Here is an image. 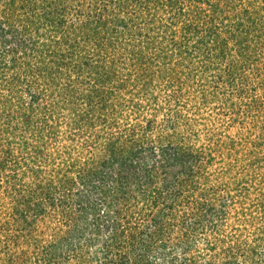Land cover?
Listing matches in <instances>:
<instances>
[{"label": "rangeland", "instance_id": "rangeland-1", "mask_svg": "<svg viewBox=\"0 0 264 264\" xmlns=\"http://www.w3.org/2000/svg\"><path fill=\"white\" fill-rule=\"evenodd\" d=\"M9 1L0 3V15ZM61 1L25 9L22 23L11 14L19 28L32 16L29 29L44 55L22 58L26 70H14L8 53L0 68V264H20L22 255L47 264L55 251L63 252L59 264H228L231 245L240 249V264L246 257L245 264H264V0H65V27L53 30L43 12L60 9ZM194 26L216 47L211 56L228 50L224 64L197 57L198 37L183 34ZM140 29L144 43L132 38ZM91 31L95 39H82ZM43 59L48 72L36 69ZM30 70L50 99L45 110L34 104L33 113L20 110L31 101L28 86L38 90L33 78L17 89L8 79ZM148 123L151 143L200 153L195 183L206 186V206L188 199L170 211L167 201L142 200L147 191L164 190L179 170L172 167L147 185L139 180L144 191L134 179V198L119 207L122 225L100 230L87 175L96 174L111 139L129 140L128 129ZM163 212L170 215L154 237Z\"/></svg>", "mask_w": 264, "mask_h": 264}, {"label": "trees", "instance_id": "trees-1", "mask_svg": "<svg viewBox=\"0 0 264 264\" xmlns=\"http://www.w3.org/2000/svg\"><path fill=\"white\" fill-rule=\"evenodd\" d=\"M3 1L4 0H0V3ZM43 1L45 2L47 0H24L22 3L23 5L19 3L20 8L22 9L21 12L20 11L17 12L16 10L18 6V0H11L6 3L5 13L0 15V68L7 67L5 56L8 53H10V55L12 56L11 57L9 55L11 57V60H10V62L12 63L11 67L14 70L17 67H20L22 70H26L24 68L25 65H23L25 62H23L22 58L23 59L35 58V55H38L40 52L42 56L44 55V51H41L42 49L38 47L37 41L33 38L34 37L33 31H30L29 29V24L33 23L32 16L28 15V17L24 19L23 21L24 24L22 28L15 26L17 25V23L15 20V17L12 16V15H15L16 17H18L19 18L18 22L22 23V21H20V20H23L20 17L21 14H25L28 8L30 9L31 12L36 11L37 3L40 2V4H42ZM174 1L175 0H172V3ZM60 3H62V4H59V6L61 7L60 9H58V7H55V8L50 7V9H46L43 12V17L45 21L49 23L48 25L53 30H59V29L63 30L66 24L65 14H66L67 8H65L63 5L65 3V0L61 1ZM127 4L130 6L131 2L127 1ZM42 8H45V6H42ZM8 12H10V14ZM135 12L137 14V10H135L132 14H134ZM41 18L42 16L40 17V19ZM25 22H28V24ZM101 24L104 25L102 26V28L106 27L105 23L101 22ZM201 31L202 30L201 29L199 30V28L196 26L190 27V28L186 27L185 31H183V34L185 35L187 40L189 39L188 34H191V33L196 34V37H198V41L193 44V47L195 49L193 51L196 52V55L199 59L206 58L205 63H209L211 60L215 58H218V60L219 58H221L219 62L222 61L224 64V61L227 57V54L225 52H227L228 50L226 51L225 49L220 48V51H222L221 55L211 56L213 53L217 51V49L216 47L214 48L211 47V44H210L211 39H209L210 40L209 41L206 38L200 36ZM143 34L144 33L141 32V29H140L139 32L134 33L132 38L136 36L138 39H140L142 43H144L145 41L143 40V37H144ZM84 35L85 37H83L82 39L87 38L86 39L87 41L95 39L98 36L96 33H92V31L84 32ZM158 38L159 37L156 36L155 40H157ZM174 40L175 39L173 38L170 41L171 47L174 46V43H175ZM42 44L44 46V43ZM57 44H61V41ZM57 44L56 46H52V48H54L53 53H55L56 55H57L56 53ZM146 44H147V48H149L150 47L149 41ZM40 45L41 43L39 44V46ZM176 45L177 43L175 44V46ZM240 46L243 47L244 44L241 43ZM7 47L9 48L8 51H6ZM48 47L50 48V46ZM70 47L74 51L79 46L78 45L75 46L74 44V45H71ZM4 52H6L5 55L3 54ZM20 52H22V57L21 58L15 57L16 55L18 56ZM190 55H192V53ZM44 62H45V59L41 61L44 67H42L41 66L42 64H40V66L36 68L38 72H41V71L48 72L49 69L45 67ZM214 62L216 61L214 60ZM219 62L217 64L221 66L222 64H220ZM76 67H80V65H77ZM42 68L44 69L42 70ZM50 72H53V71L51 70ZM230 73L231 72H229V75ZM33 74L34 72L30 70L28 73L24 72V75H20V76L15 75L14 77L12 76L8 77V79L10 80L9 82H11L10 85H13L16 89L19 85L22 84L23 86L24 83H28L25 81L29 80L30 77L33 78L34 80L33 81V84H35L34 87L38 86L37 87L38 90L35 91L34 94L32 92L31 86H28L30 87V89L28 90L31 93V101L29 102L28 106L26 105L25 107L24 104H22V101L19 102L20 104H22L21 105L22 108L20 110L26 111L25 109H28L29 107V109L31 110L30 113H33L35 110L34 104H36L40 110L41 109L45 110V108L43 107H46L45 106L46 103L50 100L48 99V96L46 95L44 91H39L40 89H43V88L40 84L34 83L37 81V79H35L32 76ZM42 102H44V105H42ZM47 112H51L53 114L54 110L52 109V107H49ZM24 114L29 115L26 113ZM21 119L24 120L25 124L29 123V121L27 122L25 121L24 117H22ZM78 125H81V124H78ZM16 129L18 130L19 127H16ZM138 130H141L143 132V135H141V133H139ZM147 130L149 131L153 130L152 125H150L149 123L146 127L141 126L140 128H138L136 126H132L130 129H128L127 132L134 133V135L132 136L133 137L138 136L137 139H134L132 137L128 140V137H125V136L115 137L111 139L108 142V153H107L108 155L103 158L102 163L100 164L97 163V165H100L98 171L97 172L95 171L96 174H94V176L91 175L90 173L87 175V179L89 180L90 183H94L93 184L94 189H96V192L94 193V198L96 197L97 198L96 200H99L98 202L95 201L97 203V204L95 203V205L97 206V208H101V211H102V212L100 211L97 213L95 212L96 218L99 217V220L101 219L100 223L102 224L98 226L100 230H102L101 228L104 226L103 229L107 228V231L113 232L115 230L114 227L116 225H117L116 229H118V227L122 225L120 218L123 216L120 212L119 207L121 206L122 201L128 198H131V197L134 198V194L132 193V190H131L132 187L131 189H129V186L131 184H134V183H131L132 181H135L137 179L136 180L137 184L139 180H141V184H143V182L145 184L149 181H153L154 176L157 175V172L165 171L167 174L168 170H170V168L172 167H178L179 170L177 171V173H172L174 174V177H172L171 180L168 179L166 181L164 190H160L158 187H156L150 191H147L145 194H142V200L147 204H149V202H152L154 205H157L160 200H162V202L167 201L166 208L167 210H170V211H172L176 206L177 208L179 207L185 208V206H187L188 204V199H192L191 202L195 203V205L199 203V206H203V207L206 206V202L202 203L200 201L201 199H205V197H207L205 196V192L203 191V189L206 190L205 189L206 186L203 185V183H197V184L195 183L196 176L197 178L200 176V170H202L203 168V162L201 160V157L199 156L200 153L198 152V154L194 155L193 153H191V151L187 150L186 147L183 148V147H179V146L171 145V144H167V145L161 144L157 146L151 143V140L149 139V135L147 134L148 132ZM79 177L80 179H84L85 175L81 173ZM96 178L98 180H101L100 185L95 184L97 181ZM108 179H110L112 182L111 186H108L107 184ZM141 184H138V187L142 188L144 191L145 186ZM50 186L52 187L54 186V184L53 185L51 184ZM68 187H72V186L68 185ZM212 190L213 189L207 188L208 194ZM199 191L201 193L198 196L197 192ZM69 192H70L69 194H72L71 191ZM183 193L187 194L186 200L182 198ZM113 215L115 219H117L116 221L115 220L111 221ZM169 215L167 212H163L160 219L155 220L154 227L152 229L154 230L152 231L153 232L152 235L154 237H156V235H158L159 232L164 230L165 224H166L164 219L169 217ZM84 220L86 221L89 220V217H86ZM186 228L193 229V230L195 229V227H192L190 223L186 224ZM99 233H102V232L99 231ZM113 237H115V235L113 236L110 235L109 239L110 238L113 239ZM154 237H149V238L153 239ZM239 250L240 249L237 250L233 245L230 246L229 252L231 254L229 256L228 264H240V261H238V255H237L238 254L237 252H239ZM46 252L47 251H45L44 254H46ZM61 255H63V252L58 253L55 251V253L47 261V264H56L59 258L62 257ZM108 257L106 258L108 259ZM243 259L244 261L242 264H245L248 261V258L246 257ZM19 260H20V264H32L33 263L32 258L29 255H22V257H19ZM107 262L108 264H115V262L112 259H110V262L109 261Z\"/></svg>", "mask_w": 264, "mask_h": 264}]
</instances>
